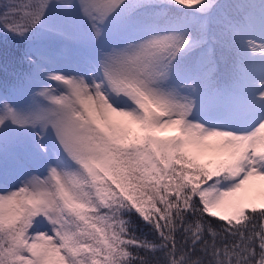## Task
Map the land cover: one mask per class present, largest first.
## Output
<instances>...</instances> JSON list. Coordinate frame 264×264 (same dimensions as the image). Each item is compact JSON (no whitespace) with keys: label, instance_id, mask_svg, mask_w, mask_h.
<instances>
[{"label":"snow or ice","instance_id":"1","mask_svg":"<svg viewBox=\"0 0 264 264\" xmlns=\"http://www.w3.org/2000/svg\"><path fill=\"white\" fill-rule=\"evenodd\" d=\"M0 34V264H264V0H7Z\"/></svg>","mask_w":264,"mask_h":264},{"label":"trees","instance_id":"2","mask_svg":"<svg viewBox=\"0 0 264 264\" xmlns=\"http://www.w3.org/2000/svg\"><path fill=\"white\" fill-rule=\"evenodd\" d=\"M7 2V0H0V5ZM23 3H26L27 0H22ZM10 48V49H16L18 47H22L17 41H15L12 37H5L3 34H0V49L3 48ZM21 69L19 67L15 68V71H20ZM13 74V68L8 69V75L11 78ZM5 79V73L0 70V82H2Z\"/></svg>","mask_w":264,"mask_h":264}]
</instances>
